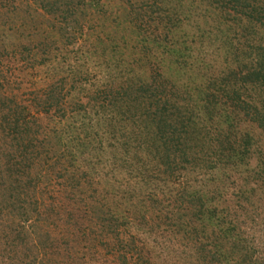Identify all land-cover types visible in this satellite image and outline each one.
<instances>
[{
  "label": "trees",
  "instance_id": "obj_1",
  "mask_svg": "<svg viewBox=\"0 0 264 264\" xmlns=\"http://www.w3.org/2000/svg\"><path fill=\"white\" fill-rule=\"evenodd\" d=\"M16 3L12 0L3 13L13 15L21 8L24 14H36L35 7L39 15L44 14L36 26L32 24L35 29L26 32L25 25L18 29L26 44L30 43L29 61L55 58L50 47L62 53L66 48H76L79 42L80 47L94 46L95 51L54 86L32 91L30 109L24 104L28 100L19 94H0V142L12 166L10 174L6 170L0 177V197L4 208L20 218V222L8 225L0 222V240L6 237L16 248L23 245L21 233H26L31 241L36 239L33 242L38 250H45L46 242H51L49 233L37 224L27 225L28 233L25 225L30 214L36 215L37 197L42 196L37 188L36 193L31 189L35 196L30 194L32 179L41 177L43 164L54 168L66 158L73 164L75 153L87 151L82 134L104 130L108 147L95 155L101 167L110 166L124 179L135 180L141 206L150 201L153 208L161 210L177 201L185 203L179 206L186 209H197L195 203L205 200L207 193L195 189L193 175L202 169L228 175V169L234 173L249 169L253 158L264 162V0ZM212 7L220 15H212ZM108 18L115 20L120 30L115 37L103 28ZM38 25L52 38L42 39ZM17 45L9 42L8 48L21 51L16 48L23 44ZM0 51H7L5 44ZM109 51L118 60L116 67L101 78L91 74L88 61L95 53L108 59ZM161 51L170 54L177 74L164 73L157 55ZM127 52L130 64L119 73V56ZM195 52L200 57H194ZM89 76L96 79L93 88L83 94ZM45 116H52L53 121L58 118V124H41ZM246 176V195L254 196L262 188L253 183L249 172ZM178 180L184 182L180 189ZM148 191L163 195L162 200L149 198ZM217 194L224 199L218 190ZM166 200L169 204L165 205ZM247 205L257 212L252 204ZM138 208L134 207L137 217ZM149 213L140 211L141 219L146 220ZM212 213L202 214L201 218L208 217L209 221L201 224L194 239L201 242L197 247L202 256H198L197 264H233L235 255L237 264H251L248 241L235 238L234 228L217 224ZM94 217L93 223L104 233L101 236L116 233L127 224L122 213L110 219H101L97 213ZM181 223L183 219H178L177 225ZM178 227L185 229V223ZM208 235L213 236L204 238ZM222 238L224 242L218 243ZM226 255L229 257L224 262Z\"/></svg>",
  "mask_w": 264,
  "mask_h": 264
},
{
  "label": "rangeland",
  "instance_id": "obj_2",
  "mask_svg": "<svg viewBox=\"0 0 264 264\" xmlns=\"http://www.w3.org/2000/svg\"><path fill=\"white\" fill-rule=\"evenodd\" d=\"M11 2L12 0H0V46L5 44L7 47V51H0V94L6 92L19 94L23 100H28L24 104L30 109L32 91L54 86V83L67 77L84 61L89 60L95 50L94 46L80 47L79 42L76 48H66L62 53H59L57 48L50 47V52L55 58L50 57L45 61L39 59L34 63L29 61L26 56L28 51H31L30 43L26 44L27 39L18 29L22 25L28 29L26 32L35 29L32 28V24L36 26L38 18H42L44 14L39 15L40 10L34 5L32 6L38 12L36 14H24L21 8L13 15L3 13L9 9ZM17 2V6L22 2H25L26 6V0ZM203 6L208 8L206 5ZM24 12L26 13L25 10ZM109 12L110 10L107 15ZM211 14L220 15L214 7ZM102 25L114 37L120 32L113 19L108 18ZM38 29L42 39L47 36L52 38L48 31L45 33L44 27L38 25ZM6 35L10 38H6ZM9 42L12 45H17V42L23 44L16 48L21 51L9 49ZM87 48L91 49L88 51ZM129 54L130 52H127L124 56H119L117 72L123 73L127 69L130 64ZM187 54L189 56L190 52ZM157 55L161 60L159 65L166 75L178 73V68L170 59L169 53L161 51ZM196 56L200 57L197 52L194 57ZM104 58L105 56L102 58L95 53L91 62L88 61L91 74L101 78L108 74L107 71L111 67H116L118 60L114 58L113 53L107 52L108 59ZM143 64L141 63V67ZM94 79L96 77L89 76L88 80L84 81L87 88L84 87L83 94H87L93 88ZM51 117H42L41 124H58V118L53 121ZM81 141L85 143L87 151L82 155L75 153L73 164L68 162L67 158L54 168H51L50 163L43 164L44 167L39 168L42 170L41 177L32 179V185L30 184V194L34 195L31 189L36 193L37 188L42 196L37 197L38 211L36 215H29V223L25 224L26 230L29 233L31 230L27 225L37 224L44 232L49 233L51 242L47 241L45 250L40 248V252L38 245L33 242L36 239L31 241L26 233H21L23 245L16 248L5 237L0 240V264H197L198 256H202L197 247L201 242L194 241L197 240L195 239L197 232L201 231V224L209 221L208 217L201 218L202 214L210 212H214L212 215L214 214L217 224H222L223 228L227 226L226 229L234 228L235 238L237 236L248 241L251 248L249 251L251 264L264 262V162L259 163L253 158L249 163V169H244L242 173L241 171L234 173L228 169V175L218 173L216 170L202 169L193 175L195 189L200 193H207L205 200L195 203L197 209H186V206H183L185 203L177 201L178 203L175 202L171 207L161 210L153 208L150 201H147V205L145 203L141 206L139 189L133 186L135 180L124 179L119 170L114 171L110 166L106 169L101 167L95 155H98L99 149L102 152L108 147L104 130L94 131L88 135L82 134ZM3 147V143L0 142V177L6 170L10 174L12 168L5 159L6 152L3 153ZM187 168L190 169L188 166ZM248 172L253 177V183L262 188L257 189L254 196L246 195V189L243 187ZM117 183L124 185L119 187ZM183 183V180H178L177 188L180 189ZM217 190L224 195V199L219 198L222 196L217 194ZM147 195H150L149 198L154 197L152 199L163 198V195L153 191H148ZM247 203L252 204L251 207L257 212L249 209ZM164 204L169 202L166 200ZM4 206L6 205L0 197V222L7 223L6 225L20 222L19 215H13V212ZM136 206L139 207L138 217L134 212ZM149 210L146 220H142L140 211ZM96 213L102 217L101 219H110L116 217V213H122L124 220L127 218V224L116 233L101 236L104 233L92 221V218H97L94 217ZM245 213L252 219L247 218ZM178 219H183L185 229L178 227L183 225V223L177 225ZM211 236L213 235L204 238ZM223 242V238L218 241L220 244ZM206 249L209 250L208 247ZM228 257L226 255L224 262ZM237 257L235 255L233 264H237Z\"/></svg>",
  "mask_w": 264,
  "mask_h": 264
}]
</instances>
